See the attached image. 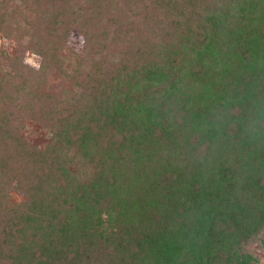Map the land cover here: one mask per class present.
<instances>
[{"label": "trees", "instance_id": "trees-1", "mask_svg": "<svg viewBox=\"0 0 264 264\" xmlns=\"http://www.w3.org/2000/svg\"><path fill=\"white\" fill-rule=\"evenodd\" d=\"M0 37V264H254L264 0H0Z\"/></svg>", "mask_w": 264, "mask_h": 264}, {"label": "rangeland", "instance_id": "rangeland-1", "mask_svg": "<svg viewBox=\"0 0 264 264\" xmlns=\"http://www.w3.org/2000/svg\"><path fill=\"white\" fill-rule=\"evenodd\" d=\"M118 8L119 10H123L128 7H124V5H118ZM66 46L72 49L75 53H80L83 47V36L75 29L70 30V33H68V36L66 37ZM0 49L5 50L9 54H13L16 49V46L13 42L0 37ZM22 59L28 67L36 70L38 69L40 58L37 55L26 51L25 53H23ZM143 83H151V81L149 82L143 79L140 84ZM159 98L160 97L157 96L155 100L158 101ZM26 137L33 139L35 137V131L33 129L27 130ZM77 167L79 168V171L86 177L91 173V166L87 165L86 163H79ZM9 196L10 204L12 203L13 205H16L24 201V197L21 194H18L17 192L12 191ZM241 251L243 253L249 254L253 258L254 264H264V229L258 232L253 237H251L248 241L243 243L241 246Z\"/></svg>", "mask_w": 264, "mask_h": 264}]
</instances>
